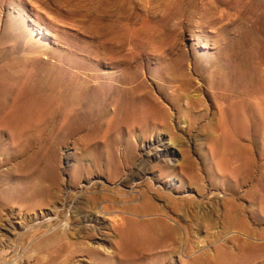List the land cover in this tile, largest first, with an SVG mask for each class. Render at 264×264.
<instances>
[{
  "label": "rangeland",
  "instance_id": "1",
  "mask_svg": "<svg viewBox=\"0 0 264 264\" xmlns=\"http://www.w3.org/2000/svg\"><path fill=\"white\" fill-rule=\"evenodd\" d=\"M262 52L264 0H0V120L9 119L0 125V264H264V215L252 201L264 205V132L251 125L259 114L243 127L230 117L264 89ZM223 74L227 90L216 88ZM190 96L192 116L182 110ZM27 100L33 113L13 116ZM162 108L169 127L128 130L132 117ZM230 141L245 170L230 171L239 160L224 167ZM94 190L116 191L120 203L133 192L141 209L188 196L212 223L187 217L176 242L144 241L139 223L115 227L96 212ZM225 198L242 207L233 225ZM87 212L95 221L82 220ZM57 230L64 238L43 241Z\"/></svg>",
  "mask_w": 264,
  "mask_h": 264
},
{
  "label": "bare ground",
  "instance_id": "2",
  "mask_svg": "<svg viewBox=\"0 0 264 264\" xmlns=\"http://www.w3.org/2000/svg\"><path fill=\"white\" fill-rule=\"evenodd\" d=\"M216 2H215V5H216ZM212 3H214V2H212ZM203 4H205V3H203ZM199 7H197V9ZM191 11H193V10H191ZM194 14H195V12H194ZM195 16H196V14H195ZM214 18L216 19L217 16L214 17ZM205 19H206V17H205ZM212 19H213V17H212ZM212 19H209V20L206 19L205 20V23L212 21ZM201 22H202V20H201ZM210 23L212 24V22H210ZM236 31H238V30H236ZM262 53H263V57H264V52H262ZM220 68H222V67H220ZM261 70H262V68H261ZM233 73H234V76L235 77L242 76L243 73H244V66H241L240 65V66L234 68L233 69ZM179 77H181V75H179ZM226 80H227V76H226V74H223V79H222V81L217 86L215 85L216 88H219V89L223 88V90H227L229 88V84L227 83ZM190 81H191V79H190ZM170 85H172V84H170ZM30 93L31 94H34L35 93V91H34L33 88H31ZM255 94L259 95V98L256 100L255 105L253 106V108H250L249 109L248 107L245 106L244 102L241 101V102L238 103V105L236 107V110L234 112H231L230 113L231 114L230 117H232V121H235V124L236 125L238 124V126L241 125V127H243V126H245L244 119L246 117H248V119H249V118H251V116H254V115L256 116V114L257 115L259 114V116H257L256 119L254 120L255 122L251 123V125H253L255 128H257V129H259V130H261V131L264 132V89H257V90H255ZM171 95H172V98L173 99L180 100V97H181L180 94H171ZM192 97H193V100H192ZM192 97L191 96L188 97V99L185 101L184 106H182V110H183L184 114H187V115L190 114L191 116H192L193 112H195L194 110L197 108V106L195 104H199L198 102L194 101L195 100L194 99V96H192ZM34 110H35V105L33 104L32 101H30V100L23 101V102H21L20 104H18L15 107V109L13 110V116L26 118L30 114H32ZM228 114H229V112H228ZM252 114H254V115H252ZM36 119H38V118H36ZM130 120L131 121H128L129 122V125H127L128 128H129L128 129L129 131H131V128L134 129L136 127L140 128L141 130L144 131L146 129L145 128V122L146 121H149V122L151 121L152 128H156L157 126H162V127H165L166 128V127H169L170 126V120H168V112L166 110H164L163 108L156 110L151 115H146V114L142 115V114L139 113L137 115V118L136 117H134V118L132 117ZM8 121H9V119L6 118V117H4V118H2L0 120V125L4 126ZM35 121H37V120H35ZM15 128H16V126H15ZM141 130H139V131H141ZM1 139H4V138H1ZM126 142L127 143L125 144L124 151H123V154H122V157H121V159H123V161L124 160H128V159H130L132 157V147H133L132 142L131 141H126ZM227 155H228L227 158L226 159L224 158V163H223L224 164V167L229 168V162H232L233 160H239L240 161V163H239L240 165L232 166V168L230 169V171L232 173H234V171L237 172V171H240V170H245L247 163L243 162V157H244L243 156V148H241L240 146H238V144H235L232 141H230V150H228ZM5 157H4V159H5ZM116 167H117V165H116ZM116 167H115V169H116ZM224 176H226V175H224ZM225 180H227V176H226V179ZM236 180L237 179L233 180V185L232 186H227L228 187V190L232 191V188L235 187L234 186V183L236 182ZM36 185H37V183H36ZM255 186H256L255 187V189H256L255 193H256L259 190V183H258V181L255 183ZM32 189L34 190L33 192H37L38 193V188H33L32 187ZM113 192L116 193V191H113ZM13 193L14 194H12L11 196H9L10 198H12V199H18V200L19 199H22V196H20L18 192L14 191ZM113 194L112 193L109 194V193H106V192L104 193V192H99L98 191L95 194L91 195V200H92L91 203L92 204L93 203L96 204L97 199H101L100 200L101 203L99 205H96V208L98 207V211H96V212H100L104 216L106 215V217L108 216L109 219H111V221H112V223H113V225L115 227L125 225L129 229L130 227H134L135 225H137L139 223V227L142 230L147 231V232H144L142 234V237H143V240L144 241H148L149 239L155 238L160 243H163L165 240H170L171 242L172 241L173 242H176L180 238V229L182 227H184L183 222H184V220L187 217L190 218V222L191 221L192 222L193 221H196V222L198 221V222H200V224H204V225H209V224L211 225V223H212V220L207 215L206 216H203L202 217L203 219L202 218H199V215L200 216L202 215L201 213H203V215L206 214L205 211L207 209L205 211L202 210V212H201V210H200L201 209V207H200V201L197 200V199L188 197V196H179V197L172 196L171 197V196L165 195V198H167V201H168V204H169V209L167 210V209H164V207H159L157 204H154V203H151V202L146 203L145 206H143L142 209L140 207H137L133 203V200H134L133 192H129L128 194H123V197L126 198V200L124 202H121V203L118 201V199L116 198V196L113 195ZM141 195L143 196V198H145V197L148 198V199L150 198L147 195H144V194H141ZM254 200H256V194L252 197V201L254 202L255 206L259 204L258 207L256 206L257 209L255 208L256 214H258V215H261L262 214V216H263L264 215V205L262 206V203H261L260 198H259V202H256ZM89 202H90V200H89ZM211 202H212V204H214L213 201H211ZM222 202L224 204H228V206L225 207V214H226L227 217L232 218L231 219V223L233 225L235 223V220H236L235 218H237V214H238L239 211L240 212H239L238 215L241 214L242 207L240 205L236 204L234 202L233 198H225V199L222 200ZM211 209L214 210L215 207H214V209L213 208H211ZM209 211H211V210H209ZM127 213H129L130 215H126ZM142 213H143V216H145L147 218L140 219L139 217L142 216ZM130 216H132V217H130ZM66 219H68V218H66ZM82 220L83 221H92V222L95 221V219L93 218V216H91V214H88V212L85 215H83V219ZM65 222H67V220ZM188 223H189V220H188ZM63 225L64 224H62V226L61 227L59 226V227L62 229ZM186 226H188V225H186ZM190 226H188V227H190ZM52 227H54V226H52ZM61 231L60 230H57V231L52 232L43 241L48 243V242L52 241L53 239L62 238L64 236V233H63V231L62 232ZM68 245H69L68 242H64V243L61 242V244H59L58 248L64 249ZM70 252L72 253V250H70Z\"/></svg>",
  "mask_w": 264,
  "mask_h": 264
}]
</instances>
